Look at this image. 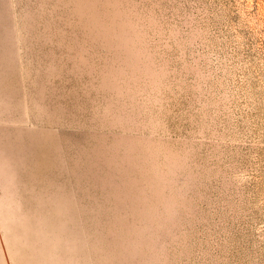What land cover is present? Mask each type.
<instances>
[{
  "label": "rangeland",
  "instance_id": "1",
  "mask_svg": "<svg viewBox=\"0 0 264 264\" xmlns=\"http://www.w3.org/2000/svg\"><path fill=\"white\" fill-rule=\"evenodd\" d=\"M0 264H264V0H0Z\"/></svg>",
  "mask_w": 264,
  "mask_h": 264
}]
</instances>
